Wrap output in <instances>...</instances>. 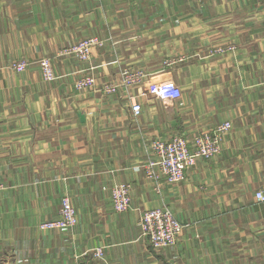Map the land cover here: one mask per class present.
<instances>
[{
	"label": "crops",
	"instance_id": "1",
	"mask_svg": "<svg viewBox=\"0 0 264 264\" xmlns=\"http://www.w3.org/2000/svg\"><path fill=\"white\" fill-rule=\"evenodd\" d=\"M90 35L106 42L88 61L62 53ZM123 67L145 85L172 78L181 96H141L135 119L124 89L75 87ZM225 121L220 152L186 180L147 178L151 140ZM0 182V264H264V0H0ZM116 183L131 186L125 211L113 209ZM64 195L78 224L41 229ZM153 206L186 224L175 246L141 236Z\"/></svg>",
	"mask_w": 264,
	"mask_h": 264
},
{
	"label": "built area",
	"instance_id": "2",
	"mask_svg": "<svg viewBox=\"0 0 264 264\" xmlns=\"http://www.w3.org/2000/svg\"><path fill=\"white\" fill-rule=\"evenodd\" d=\"M106 40L98 35L86 36L72 42L63 49V54L73 55L78 60L88 61L95 49L103 48ZM222 50V49H217ZM12 66L17 71L28 67L26 59L15 60ZM42 75L46 80H54L56 72L54 61L45 56L40 61ZM145 73L141 69L121 68L118 80L99 84L92 73L81 76L75 87L77 89L92 88L104 93H117L120 89L127 91L132 116L137 119L142 110L141 96L155 95L163 101H172L181 96L180 85L172 78L144 84ZM136 89V92L133 90ZM231 121H225L213 128L204 129L192 137L176 134L170 139L155 138L149 142L148 157L145 162V173L148 179L161 183H176L186 180L188 171L200 159H211L216 156L222 146L224 135L232 128ZM4 184L0 182V189ZM112 205L115 211H125L132 203L131 186L128 183H116L112 186ZM79 218L69 195L61 199L60 214L57 218L44 220L39 224L41 229L73 228ZM141 236L148 238L156 250L167 249L176 245L186 224L180 221L167 207L153 206L143 211L140 220ZM99 258H104V248L95 249ZM75 264H80L76 262ZM136 264V263H128Z\"/></svg>",
	"mask_w": 264,
	"mask_h": 264
},
{
	"label": "rangeland",
	"instance_id": "3",
	"mask_svg": "<svg viewBox=\"0 0 264 264\" xmlns=\"http://www.w3.org/2000/svg\"><path fill=\"white\" fill-rule=\"evenodd\" d=\"M44 57H45V56H44ZM12 63H13V62H12ZM43 78H44V77H43ZM44 79H45V78H44ZM45 80H46V79H45ZM232 125H233V124H232ZM226 134H227V133H226ZM226 134H225V135H226ZM225 135H224V136H225ZM195 165H196V164H195ZM195 165H194V166H195ZM189 171H190V170H189ZM189 171H188V172H189ZM183 181H184V180H183ZM180 182H181V181H180ZM176 183H177V182H176ZM96 256H97V255H96ZM97 257H98V256H97ZM98 258H99V257H98Z\"/></svg>",
	"mask_w": 264,
	"mask_h": 264
}]
</instances>
